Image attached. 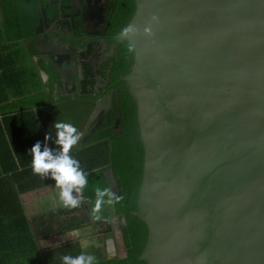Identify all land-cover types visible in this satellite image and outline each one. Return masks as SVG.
Returning <instances> with one entry per match:
<instances>
[{"label":"water","instance_id":"1","mask_svg":"<svg viewBox=\"0 0 264 264\" xmlns=\"http://www.w3.org/2000/svg\"><path fill=\"white\" fill-rule=\"evenodd\" d=\"M116 39L134 54L122 80L144 149L140 260L264 264V0H135ZM114 94L112 135L123 132Z\"/></svg>","mask_w":264,"mask_h":264},{"label":"trees","instance_id":"2","mask_svg":"<svg viewBox=\"0 0 264 264\" xmlns=\"http://www.w3.org/2000/svg\"><path fill=\"white\" fill-rule=\"evenodd\" d=\"M22 1L16 0L14 4H8L7 1L2 2L6 36L10 42L14 43L5 48L8 50L14 48L9 51L8 56L0 52V134L4 135L3 126L9 125L19 127L21 131L23 126L25 129L26 126H35L37 128L35 131L41 133V123H43V125H48L52 132L54 130L55 134L60 136V149L53 153L61 154V158H64L62 176L78 175L90 201L104 197L112 198L115 214L125 220L122 224V234L126 257L100 260L90 264H147L146 261L140 260V256L147 242L148 228L138 216L134 215L138 211L144 149L137 123L136 102L127 83L120 81V78L131 71L134 61L132 48L127 43L119 44L114 56L115 65L111 72L112 81L117 82L115 86L119 93L123 132L112 135L110 127L115 123L117 114H108L103 128H110L109 138L96 141V145L76 149L73 139L83 124L89 120L88 117L98 100V96L93 94L95 81L92 68L89 64H84L85 80L81 83L83 95L56 98L52 97L53 92L29 93L28 75L21 67L24 53L18 46L31 36L33 30L28 28L26 21L24 23L18 15L17 6ZM57 3L69 5L72 0H57ZM134 11L135 0H119L114 14L115 22L111 26V34L117 35L124 31ZM57 14L55 6L50 17L56 18ZM60 23L70 28L69 20L61 18ZM91 51L92 46L90 45L87 54ZM101 75L105 77L104 72ZM10 97L14 100H10ZM19 135L22 133L20 132ZM3 146L6 147L10 157L17 156L18 160H21L17 150H14L13 154L9 149L6 139L0 145V152L3 151ZM20 166L26 167L24 164ZM20 166L14 164L12 174L15 173L16 176ZM0 168L2 170L0 177L4 179V173H10V169L4 164H0ZM103 169H105V176ZM14 182L19 186V188L15 186V189L21 193L19 176L15 177ZM60 212L65 214L67 210L58 211L54 215H59ZM21 219L24 222V228L18 227V236L21 235L20 233H27L29 237H32L31 227L21 213L15 218V224Z\"/></svg>","mask_w":264,"mask_h":264},{"label":"crops","instance_id":"3","mask_svg":"<svg viewBox=\"0 0 264 264\" xmlns=\"http://www.w3.org/2000/svg\"><path fill=\"white\" fill-rule=\"evenodd\" d=\"M0 39V52L8 56L14 47L9 50L5 47L14 43L7 39L1 5ZM19 44L18 48L23 50L27 60L21 67L28 75L29 93L53 92L54 71L47 69L45 64L39 65L37 49L24 42ZM30 68L34 70L32 76ZM10 100L14 98L10 97ZM85 123L73 139L76 149L95 144L78 146ZM3 128L5 133L0 134V145L6 139L9 149L13 154L17 150L21 160L17 156L10 157L3 146L0 164L9 168L10 173H4V179L0 177V264H90L122 258L126 248L120 224H112L111 232L104 231L103 221L112 223L116 219L113 202L105 197L90 201L78 175L62 176L64 158L53 153L60 149V136L43 123L41 133L35 131V126H26V129L23 126L22 131L12 125ZM14 164L26 167L20 166L15 176L12 174ZM1 171L0 168V174ZM17 176L21 181V193L15 189ZM61 210H67V213L54 215ZM20 213L27 219L32 237L27 233L18 236V227L24 228L22 219L15 224Z\"/></svg>","mask_w":264,"mask_h":264},{"label":"flooded vegetation","instance_id":"4","mask_svg":"<svg viewBox=\"0 0 264 264\" xmlns=\"http://www.w3.org/2000/svg\"><path fill=\"white\" fill-rule=\"evenodd\" d=\"M3 1H7L8 4L16 2V0H0L2 9ZM118 2L119 0H72L71 4H63V7L61 3H57V0H23L17 6L20 19L24 23L26 21V26L33 30L31 36L22 42L38 50L39 65L45 64L47 69L54 71L55 90L52 97L83 95L81 83L85 80L84 64H89L95 81L93 94L98 96V100L104 97L107 100L105 118L108 114L115 113L117 109L114 92L116 90L118 92V88L115 86L117 82L112 81L111 72L115 65L116 50L119 44L123 43H119L116 39L119 34H111V26L115 22L114 14ZM55 6L58 14L56 18H51L50 14L54 12ZM44 17L47 22H44ZM61 18L70 21V28L60 23ZM90 45L92 51L87 54ZM62 52L68 53V57L65 58ZM102 72L105 73V77L101 75ZM122 78L120 81H123ZM46 92L50 93L51 90ZM72 92L77 94L63 96ZM108 98H111V101L108 102ZM101 121L96 120L91 125L79 140V147L109 138L108 131L110 128L113 129L115 123L110 128H103L105 119ZM110 199L113 202L112 198ZM115 216L116 219L112 220V224H124L123 218Z\"/></svg>","mask_w":264,"mask_h":264},{"label":"rangeland","instance_id":"5","mask_svg":"<svg viewBox=\"0 0 264 264\" xmlns=\"http://www.w3.org/2000/svg\"><path fill=\"white\" fill-rule=\"evenodd\" d=\"M1 40V39H0ZM24 61L25 62H27V60L24 58ZM29 71H30V75L32 76L33 74H34V70H33V68H30L29 69ZM94 145H96V144H94ZM87 243H89V242H87ZM88 245V244H87ZM121 255V254H120ZM86 256H87V253H86ZM88 257V256H87ZM118 257H122V256H118Z\"/></svg>","mask_w":264,"mask_h":264}]
</instances>
